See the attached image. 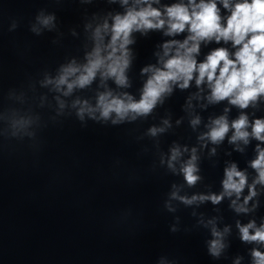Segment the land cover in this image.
I'll return each instance as SVG.
<instances>
[{"label": "clouds", "instance_id": "1", "mask_svg": "<svg viewBox=\"0 0 264 264\" xmlns=\"http://www.w3.org/2000/svg\"><path fill=\"white\" fill-rule=\"evenodd\" d=\"M158 2L159 0H151V2L136 0L137 4L146 6L139 10L129 8L126 14L114 18L111 39L106 46L109 50L106 56L102 55L100 42L103 36L101 29L97 28L95 37L98 43L94 51L89 54L87 64L82 68L73 64L64 67L62 74L55 80L57 89L66 85L67 91L64 94L68 95L74 87L83 88L89 85L98 71L103 78L113 77L118 86H127L125 75V70L129 66L127 45L133 42L130 39L133 31L162 29L167 25L165 35L173 36L187 31V37L182 42L174 39L163 44L162 67L149 66L142 70L152 75L144 84L139 100H134L127 93L121 98L106 92L99 95L96 108L87 106L80 108L78 115L81 119L86 111L93 116L98 109L100 117L105 120L115 113L113 124L129 117L135 120L137 116H147L164 94L171 93L173 84H178L184 89L189 87L193 79L198 87L207 83L210 88L209 102L228 100L230 104L240 109H246L250 102L264 95V0H238L236 3L220 0L223 7L230 11L226 21L220 14L217 0H199V3L197 0H187V3L181 0L180 3L165 6L163 12L152 7V3ZM123 3L127 4L128 0H123ZM53 19L54 17L51 16L46 17L41 23L47 26ZM107 29L108 25L105 24L104 30ZM213 40L217 44L221 41L225 44L231 42L235 51L230 52L226 47H218L211 50L203 61L198 62L196 57L199 55L201 42L208 43ZM173 49L174 54H170ZM164 57L168 58L164 59ZM73 76L76 78L69 82V78ZM47 83L53 81L48 80ZM199 123V117L191 121L193 127ZM149 131L155 136L164 129L153 127ZM230 131L232 135L228 139L231 144L243 141L247 145L250 139L258 142L255 146V157L248 161V167L255 172L251 182L247 169H240L232 162L224 169L222 191L219 194H193L187 197L179 196L173 191L171 193L173 199H178L185 205L204 202L218 205L227 197L231 200L229 207L237 214L255 211L259 201H254V198L260 194L257 186L264 188V118L250 122L248 116L242 112L237 119L229 123L227 117L222 115L211 121L208 131L199 139L220 144ZM237 150L243 151L239 147ZM184 151L188 149L185 148ZM196 152L197 149L192 148L190 158L180 167V172L190 187L201 179L198 175ZM212 153L215 154V148L212 149ZM180 157L179 147L172 148L168 166L173 171H175L174 162ZM245 189H247L246 195ZM250 202L251 207L248 206ZM209 225L212 238L207 241L208 254L219 259L223 250L228 247L224 240L225 234L230 233L231 226L226 225L220 230L215 218L207 221L206 226ZM236 228L240 242L252 245L249 250L250 264H264V250H262L264 249V217L260 218L259 223L256 219H249L246 223L237 220ZM242 260L243 257L238 256L233 264H241Z\"/></svg>", "mask_w": 264, "mask_h": 264}]
</instances>
